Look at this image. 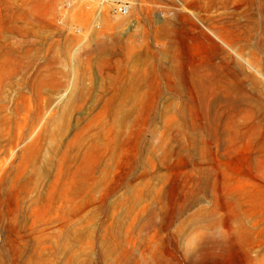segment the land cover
Masks as SVG:
<instances>
[{
  "label": "rangeland",
  "instance_id": "374dc122",
  "mask_svg": "<svg viewBox=\"0 0 264 264\" xmlns=\"http://www.w3.org/2000/svg\"><path fill=\"white\" fill-rule=\"evenodd\" d=\"M0 0V264H264V0Z\"/></svg>",
  "mask_w": 264,
  "mask_h": 264
},
{
  "label": "built area",
  "instance_id": "2783aa9c",
  "mask_svg": "<svg viewBox=\"0 0 264 264\" xmlns=\"http://www.w3.org/2000/svg\"><path fill=\"white\" fill-rule=\"evenodd\" d=\"M105 2H108L111 6L113 11L122 14L127 15L130 12V5L124 0H103ZM74 0H66L64 2V7H70L72 6Z\"/></svg>",
  "mask_w": 264,
  "mask_h": 264
},
{
  "label": "bare ground",
  "instance_id": "6f19581e",
  "mask_svg": "<svg viewBox=\"0 0 264 264\" xmlns=\"http://www.w3.org/2000/svg\"><path fill=\"white\" fill-rule=\"evenodd\" d=\"M103 1V0H102ZM105 2V1H104Z\"/></svg>",
  "mask_w": 264,
  "mask_h": 264
}]
</instances>
